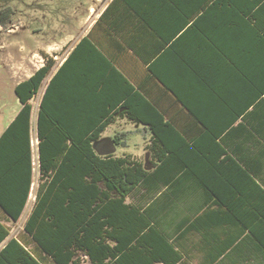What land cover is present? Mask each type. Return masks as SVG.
Returning <instances> with one entry per match:
<instances>
[{"label": "trees", "instance_id": "trees-1", "mask_svg": "<svg viewBox=\"0 0 264 264\" xmlns=\"http://www.w3.org/2000/svg\"><path fill=\"white\" fill-rule=\"evenodd\" d=\"M159 1L179 19H192V37H206L207 54L176 55L178 61L167 72L146 79L118 72L108 105L118 110L109 118L107 104L66 96V64L60 68L37 111L40 184L23 234L10 238L6 223L22 218L34 184L31 100L54 60L15 87L21 109L0 135V245L10 238L0 250V264H184V236L170 239L158 215L144 207L152 200V189L158 190L149 167L158 168L153 178L161 176L164 183L170 171L186 165L197 175L198 166L188 163L200 162L205 146L218 145L249 103L243 92L263 91L248 88L247 82L264 77V0ZM155 80L163 90L156 89ZM185 83L190 85L188 94L180 90ZM168 96L188 119L166 111L162 100ZM116 114L148 131L147 160L101 155L95 149ZM124 139L117 134L109 140L120 146ZM136 194L139 200L128 202Z\"/></svg>", "mask_w": 264, "mask_h": 264}, {"label": "crops", "instance_id": "crops-1", "mask_svg": "<svg viewBox=\"0 0 264 264\" xmlns=\"http://www.w3.org/2000/svg\"><path fill=\"white\" fill-rule=\"evenodd\" d=\"M89 14L88 28L52 77L66 64V96L107 104L106 118L118 110L108 106L113 103L118 72L146 79L152 73L167 72L178 61L176 55L207 54L206 37H192V19H179L159 0H108L97 12L89 6ZM85 38L86 44L82 42ZM250 76L255 77L254 72ZM253 80L247 82L248 88L262 87L263 91L258 95L243 92L249 103L221 134L218 145L205 146L207 153H201V161L188 163L198 166L197 175L186 165L164 175L169 180L164 183L161 176L157 181L153 178L159 175L158 168L149 167L158 190L152 189V200L143 206L158 215L160 227L170 239L184 236V264H264V77L262 82ZM155 86L163 90L157 80ZM180 87L185 94L191 92L189 83ZM163 99L169 114L188 119L171 97ZM114 120L102 136L111 126L132 123L118 114ZM142 127L149 143L150 134Z\"/></svg>", "mask_w": 264, "mask_h": 264}, {"label": "rangeland", "instance_id": "rangeland-1", "mask_svg": "<svg viewBox=\"0 0 264 264\" xmlns=\"http://www.w3.org/2000/svg\"><path fill=\"white\" fill-rule=\"evenodd\" d=\"M107 1L0 0V135L21 109L14 93L17 84L30 78L49 59H53L55 64L52 70L39 93L31 100L32 138L36 150V118L41 96L68 51L92 21L89 18V6L97 12ZM142 128L139 124L127 122L111 126L104 134V139H113L117 134L125 135L126 139L122 140L120 146L104 142L98 146L99 151L112 152L117 156L127 153L142 161L147 160L145 145L148 143V134ZM34 166V184L27 208L19 222L6 223L11 228L10 238L23 234L25 221L33 207L40 184L36 161ZM136 200H139V194L129 198L128 202L136 203Z\"/></svg>", "mask_w": 264, "mask_h": 264}, {"label": "built area", "instance_id": "built-area-1", "mask_svg": "<svg viewBox=\"0 0 264 264\" xmlns=\"http://www.w3.org/2000/svg\"><path fill=\"white\" fill-rule=\"evenodd\" d=\"M37 145H38V140H37V144H36V150L34 149V145H33V141H32V149H33V164H35V161L36 163L38 164V150H37ZM36 158V159H35Z\"/></svg>", "mask_w": 264, "mask_h": 264}, {"label": "water", "instance_id": "water-1", "mask_svg": "<svg viewBox=\"0 0 264 264\" xmlns=\"http://www.w3.org/2000/svg\"><path fill=\"white\" fill-rule=\"evenodd\" d=\"M105 141H107V140L103 139V140L99 141L97 144H95L94 145L95 149L97 150L99 144H101L102 142H105ZM98 153L101 154V155H106L107 154V153H101L100 151H98Z\"/></svg>", "mask_w": 264, "mask_h": 264}, {"label": "flooded vegetation", "instance_id": "flooded-vegetation-1", "mask_svg": "<svg viewBox=\"0 0 264 264\" xmlns=\"http://www.w3.org/2000/svg\"><path fill=\"white\" fill-rule=\"evenodd\" d=\"M104 142H102V144H103Z\"/></svg>", "mask_w": 264, "mask_h": 264}]
</instances>
